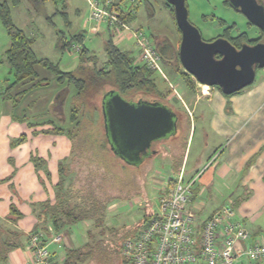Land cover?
I'll return each instance as SVG.
<instances>
[{
	"label": "rangeland",
	"instance_id": "obj_1",
	"mask_svg": "<svg viewBox=\"0 0 264 264\" xmlns=\"http://www.w3.org/2000/svg\"><path fill=\"white\" fill-rule=\"evenodd\" d=\"M114 1L124 12H131L132 16L128 22L130 29L142 30L156 47L160 43L164 45L167 43L174 50H179L181 36L173 13L166 6V0ZM224 1L186 0L189 20L200 30L203 39L213 41L220 38L226 29L230 30L232 37L247 33L250 40L257 39L260 36L258 28L248 26L246 17L227 6ZM89 14L88 0H37V2L22 0L18 6H11L13 23L35 41L33 49L37 57L58 65L62 71L72 72L78 68L79 56L74 48L83 46L90 54L98 57L99 67L104 66L107 61L105 44L110 38L124 51L138 54L133 39L123 35L124 39L121 40L123 38L121 35L127 33L117 34L106 24L101 25L99 34L92 33L91 29L99 26L87 21ZM78 35L84 36L82 42L74 40L73 37ZM60 38L72 42V48L65 51L59 49ZM9 47L10 37L0 19V180L10 179L5 185H0V215L3 211L8 214L11 205L20 209L24 208L21 205H27L29 212L34 207L31 206L29 209L28 205L35 203L38 204L35 207L39 209H36V213L29 212L24 221L26 219L38 221L40 218L44 220L41 214L43 202L56 201V191L60 190L56 186L59 180L63 178V182L66 181L64 186L66 189L76 176L84 177V174L80 173V168L85 166L86 153L83 154L84 148H81L85 144H90L87 149L92 147L99 149L103 158L105 157L107 163L117 172L114 174L117 183V188L114 187V195L116 194L117 198L113 200L106 216L107 226L110 229L119 230L120 236L143 223L146 215L159 212L161 190L179 171L162 156L138 167L128 164L122 168L123 170L119 168L125 162L110 151L102 111L104 93L113 90L114 87L106 86L98 95H91L88 99L89 107L82 109L84 114L80 113V126L72 136L73 127L69 124V119L71 98L75 95V90L57 86L50 73L41 71L39 79L46 78L50 80V84L29 91L25 95L18 94L31 83L25 87L21 84L14 87L15 74L6 56ZM169 51L171 49H168V53ZM162 67L168 80L157 72L152 74V78L161 92H170L165 103L178 102V106L184 110L188 120L183 134L181 135L180 132L169 144H186L191 127L189 144H193L192 156L194 150L201 144H211L207 147V155H214L209 164L212 168H217L228 160L232 161L225 166L222 177L216 174L215 183L209 188L203 187L205 194L195 200L194 212L205 217L214 209L232 204L233 199L230 195L234 190L229 188V185L238 186L247 172L248 162L258 156L256 162L250 163L252 166L247 175L248 179L245 180L253 196L242 206L244 212L249 214L247 220L250 227H253L252 219L263 222L264 202L261 203L263 198L257 197L255 187L258 186L257 180L264 176V69L257 71L252 85L233 95H224L219 88L214 87L216 97L222 98L220 112L214 118L207 109L206 113L202 112L200 116L199 111L195 114L193 110L195 98L210 95L213 91L212 87H203L197 82L195 93L192 94L182 83L174 63L163 59ZM203 91H206L205 95ZM130 97L134 100L140 97L153 99L152 96L139 93H130ZM218 102L219 100L214 103ZM188 110L195 118L191 124ZM53 126L64 128L65 134L43 133ZM74 144H79L80 147L77 145L74 148ZM101 144H107L109 154L101 151ZM180 149L178 145L176 157ZM103 158L101 156L98 159L100 165ZM60 168L63 169L62 174ZM191 172L189 165L188 180L198 176V173L189 176ZM197 186H201L200 180L197 181L194 189ZM38 215L41 217H37ZM237 217L240 218L239 210ZM4 221L0 218V222ZM90 230L92 225L89 222L72 225L68 234L71 247L84 246L89 241ZM99 237L102 238L101 235ZM110 243L113 245L112 240ZM109 263L123 264L122 261H115L114 258H111ZM244 264L255 263L244 260Z\"/></svg>",
	"mask_w": 264,
	"mask_h": 264
},
{
	"label": "trees",
	"instance_id": "obj_2",
	"mask_svg": "<svg viewBox=\"0 0 264 264\" xmlns=\"http://www.w3.org/2000/svg\"><path fill=\"white\" fill-rule=\"evenodd\" d=\"M30 1L37 2V0ZM21 2L22 0H3L0 2V19L10 37V47L6 52V56L15 74L16 82L14 83V87L20 84L22 87H25L28 83H31L18 93L25 95L27 92L41 88L44 85L48 86L50 80L46 78L39 79L41 71H46L52 75L57 86L62 88L68 87V90L73 88L76 93L71 98L72 106L69 119V124L73 127L72 136L80 126L79 119L81 116L80 113L83 112L82 109L89 107L88 104L90 101L88 102V99L91 95L101 93L106 86H113V90L121 96H130V93H139L144 94V96H152L153 99L164 101L170 94L169 91L165 93L161 92L155 80L152 78L153 72L138 62L140 50L136 44L135 46L138 49L137 55L124 51L110 38L105 44L107 61L102 67L98 66V57L90 54L85 46L81 48L75 47L74 49L79 56V66L72 72L62 71L58 65H54L44 58H38L33 49L35 41L29 38L22 29L17 27L11 18V6H18ZM259 2L264 4V0H259ZM224 3L232 8L228 0H225ZM166 6L172 11L175 18L173 6L167 1ZM112 8L118 12L123 21L127 24L130 22L131 12H124L120 8V5L115 2ZM247 24L250 27H255L248 20ZM177 29L181 36L178 26ZM230 33V30L226 29L220 37L229 40L238 49L245 43L254 45L263 40V35L260 30V36L254 40H250L247 33H241L235 37H232ZM73 38L76 41L82 42L84 36L78 35ZM72 46V42L64 41L63 38L59 39L58 47L62 51L70 50ZM156 48L162 57V61L165 59L174 63L176 72L182 78V83L190 93L194 94L197 81L181 67L179 50H174L167 43L165 45L160 43ZM168 49H171L169 53ZM10 88L12 89L13 87ZM43 133L47 135L65 134L64 128L55 126L44 130ZM77 145L79 146V144H74V148ZM89 145L85 144L84 147H81L84 148L83 154L86 153V167L81 166L80 168V173L84 174V177L82 175L76 176V179L72 181L73 183L68 184L66 189L64 188L66 181L64 180L63 182V178L59 180L56 186L60 190L56 191V201L54 203L43 202L41 214L44 216V220L39 219L41 224L36 226V230L27 234L20 230L18 225L24 221L27 214L36 213V209L38 210L39 207L35 206H38V204L31 203L28 205L30 206L29 209L31 206L34 207L29 211L30 213L27 212V205H21V207H24L23 209L11 205L7 218L4 222H0V264H5L9 254L13 251L23 248L26 244L28 246L30 235L43 233L46 239V234H49L51 230L54 235H59L67 232L72 225L79 222H89L92 225V230L88 234L89 241L84 246L66 249L63 264H108L111 258H114L115 261L120 260L123 264H130L121 254L123 243L127 239L134 238L137 232L147 224L148 220L155 213L146 215L143 223L139 224L133 230L125 231L120 236L119 230H114V228L110 229L107 226L106 216L108 209L112 205L113 200L117 198L116 194L114 195L115 188H117L116 176L114 174L117 172L107 163L106 158H103V154L101 155L99 149L96 147L87 149ZM100 149L109 154L107 144H101ZM101 156L103 158L102 165L98 161ZM126 166L128 164L123 163L119 168L122 169ZM175 169L179 172L181 170L179 169V165ZM62 170L60 168L61 174L63 173ZM8 180L10 179L4 178L0 180V185H5ZM199 193V189L195 188L194 200H196ZM37 217H41V215ZM49 227L51 228L50 231ZM108 236L110 238L107 239ZM110 240H112L114 246L110 243Z\"/></svg>",
	"mask_w": 264,
	"mask_h": 264
},
{
	"label": "built area",
	"instance_id": "obj_3",
	"mask_svg": "<svg viewBox=\"0 0 264 264\" xmlns=\"http://www.w3.org/2000/svg\"><path fill=\"white\" fill-rule=\"evenodd\" d=\"M88 2L89 23L97 26L106 24L117 34L127 33L121 37L126 35L135 41L140 50L138 62L168 80L156 46L142 30L130 29V25L112 8L114 0ZM200 175L187 181L183 166L161 190L159 212L148 220L134 238L123 243L121 254L130 264H244V260L250 263L264 262V236H253L245 224L237 219L232 204L220 207L204 221L194 212V186ZM61 240V236L52 238L56 243ZM28 248L33 255V264H54L43 233L30 235Z\"/></svg>",
	"mask_w": 264,
	"mask_h": 264
},
{
	"label": "water",
	"instance_id": "obj_4",
	"mask_svg": "<svg viewBox=\"0 0 264 264\" xmlns=\"http://www.w3.org/2000/svg\"><path fill=\"white\" fill-rule=\"evenodd\" d=\"M174 8L181 32L179 60L184 70L198 83L219 87L230 96L252 85L257 69H264V4L259 0H228L232 8L258 28L263 40L243 44L240 49L223 37L205 41L189 20L186 0H166ZM220 57V58H218ZM104 127L111 151L125 163L138 167L142 161L130 158L129 151H144L155 141L177 131V116L158 102L131 103L115 90L104 95Z\"/></svg>",
	"mask_w": 264,
	"mask_h": 264
},
{
	"label": "crops",
	"instance_id": "obj_5",
	"mask_svg": "<svg viewBox=\"0 0 264 264\" xmlns=\"http://www.w3.org/2000/svg\"><path fill=\"white\" fill-rule=\"evenodd\" d=\"M114 2L116 3V1H114ZM100 27L101 26L96 27V28H92L91 32L94 34H99L101 31ZM123 39L124 38H121V40H123ZM215 89L216 88H213V91L211 92L210 95L202 96V97L197 96L195 98V100H194L195 101V107L193 109L195 114L198 113V111H199L198 115L200 116V114L202 112L206 113V109H207V110H209L208 111L209 114L212 113V116L214 118L218 115V112H220V108L222 105V98H220V96L216 97ZM208 94H209V92H208ZM217 99L219 100V102L217 104H215L214 102L218 101ZM188 101H190V99H188ZM188 112H189L188 117L190 118L189 123L191 124V122L194 121L193 119H195V118L192 116V113L189 110H188ZM195 117H196V115H195ZM190 131H191V127H190ZM190 131L188 132L189 137H188L187 143L186 144H179L181 149L179 151L178 157L174 159L170 154H168V156L165 155V157H166V159H168L171 162V164H173L174 168H176L177 165H179V169H181L183 166L185 167V178L187 181H188L187 168L189 165L192 169V172L189 174V176L196 174V173L201 174L198 178V180L201 181V186H197V188L200 191V193L196 197V199H198L199 197L202 198V195L205 194L203 192V189H204L203 187L206 186L207 188H209L211 185H213L215 183L216 174H218V176L222 177V174L225 171V166L229 165L232 161L228 160L225 164L218 165L217 168H212V166L209 164L212 160L211 158H214V155L213 154L207 155V147H209L211 144H201L199 147L196 148V150H194V153L192 156L193 144H189L190 135H191ZM212 145H213V148H215L214 144H212ZM262 150H263V148L261 149V151ZM255 157L256 158L253 161L256 162L258 156H255ZM253 161L250 160L248 162L249 165H248V169L246 170L247 172L244 174V177L241 179L242 181L239 182L238 186L237 185H233V186L229 185V188L234 190V192L230 195V197L233 199L231 201L232 206L236 210V215H237V210H239L241 219L240 218L238 219L237 216L236 217L239 221L245 222L244 224L248 230H249L248 227H250V225L248 224V220H247V218L249 217V214L244 212L245 211L243 208L244 206H242V205H244V203H247L249 201V199L251 198V196H253V192L249 188V184L245 183V180L248 179L247 175L249 173V169L252 166V165H250V163L252 164ZM201 176H203V178H201ZM257 182H258V186L255 187L257 190L256 195H257V197L263 198L261 200V203H263L264 202V176L260 180H257ZM235 196H236V198H234ZM237 207H238V209H237ZM216 210L217 209H214L205 217L199 213L201 221H204L206 218L211 216ZM0 218L2 220L3 219L5 220L7 218V214L5 211H3V214L0 215ZM261 219H262V217H261ZM39 224H41V222H39V220L37 221L36 219H34V220H32V219L27 220L26 219V221H22L18 225V228L20 230H22L23 232L29 234L33 230H36V226H38ZM251 225L253 227H250L251 230H249V232L253 236H262V234L264 233V219H263V222H262V220L255 221L252 219ZM38 230H40V229L38 228ZM50 230H51V228L49 227V231ZM69 232H70V229L65 233H62L59 235H54V233H52V230H51V232L49 234H46V244L48 246L50 253L52 254V259L54 261V264H63V262L65 260V250L71 247L70 241L68 240ZM54 236H61L62 237L61 242L60 243L53 242L52 238ZM262 263H264V262H262ZM5 264H33V255L31 253V251L29 250L27 244L23 248H19V249L13 251L12 253H10L8 260ZM255 264H261V263H255Z\"/></svg>",
	"mask_w": 264,
	"mask_h": 264
},
{
	"label": "flooded vegetation",
	"instance_id": "obj_6",
	"mask_svg": "<svg viewBox=\"0 0 264 264\" xmlns=\"http://www.w3.org/2000/svg\"><path fill=\"white\" fill-rule=\"evenodd\" d=\"M122 97L131 103H138V102H151V103L152 102H158V103H161V104L167 106L168 108L172 109V111L177 116V131L174 133L173 136L153 142L151 144L150 148L146 149L144 151L134 150V151H130V152L128 151L126 154L129 155L130 158L133 157V159H138V160L140 159L142 161L141 165H144V163H146L147 161H152L153 159H155L159 156L166 158L165 155L168 156V154H170L174 159L177 158L176 157L177 153H178L177 146L179 144H169V142L171 140L175 139L180 132H181V135L183 134V132L185 130L186 123L188 121L186 116L184 115V110H182V108L180 109V107L178 106L179 103L176 101L174 102L175 104H173V103L170 104V102L165 103L166 99L164 101H161V100H157V99L150 100L148 98L140 97L137 100H134V98L130 97V96H122ZM107 101H108V97L106 99H104V96H103L102 107L104 106V103ZM116 156L119 159L123 160L122 158L119 157V155H116Z\"/></svg>",
	"mask_w": 264,
	"mask_h": 264
}]
</instances>
